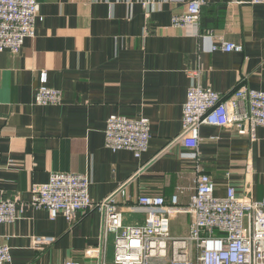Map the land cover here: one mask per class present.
<instances>
[{
  "label": "crops",
  "instance_id": "obj_1",
  "mask_svg": "<svg viewBox=\"0 0 264 264\" xmlns=\"http://www.w3.org/2000/svg\"><path fill=\"white\" fill-rule=\"evenodd\" d=\"M38 0L34 36L18 53L0 52V199L29 200L32 185L51 172L87 173L89 196L101 200L136 173L130 196L193 191L190 149L178 138L189 78L200 68V84L222 95L239 80L264 91V4L251 0H203L198 31L171 25L190 0ZM194 31V29H192ZM222 39L240 52L210 50ZM62 93L59 105L33 103L39 74ZM113 114L150 121L148 150L137 159L129 150L104 146L106 119ZM200 163L223 196L227 184L237 195L250 187L264 196V128L255 137L236 127L202 125ZM145 214L123 207V221L142 224ZM184 226L189 218L177 215ZM181 235V234H180ZM53 237L33 247L31 237ZM0 242L10 246L12 264H58L72 259L112 262L114 235L104 233L99 210L78 211L71 223L50 219L45 209L27 208L21 218L0 224ZM98 257L86 256L88 249Z\"/></svg>",
  "mask_w": 264,
  "mask_h": 264
},
{
  "label": "built area",
  "instance_id": "obj_2",
  "mask_svg": "<svg viewBox=\"0 0 264 264\" xmlns=\"http://www.w3.org/2000/svg\"><path fill=\"white\" fill-rule=\"evenodd\" d=\"M262 3L264 0H251ZM147 0L142 2L146 6ZM203 0H190L182 13L174 14L171 25L203 38L212 32L198 31ZM38 0H0V52L18 53L26 38L34 36V22L38 16ZM194 29V31H192ZM240 52L242 46L222 39L210 50ZM200 68L189 69L190 80L181 112V130L177 139L190 149L182 154L193 162L195 184L185 204H181L178 188L168 198L162 195L130 196L128 186L138 174L127 178L101 200L89 196L87 173L51 172L48 180L34 183L29 200L18 197L0 199V224L21 218L27 208L45 209L50 219L62 215L71 223L78 211L99 210L104 233L114 235L113 260L99 258L95 264H264V196L254 199L250 187L237 195L227 184L225 194H214V182L203 170L199 158L200 126L236 127L255 137L257 127L264 128V91L238 84L222 95L200 84ZM62 93L47 84L45 71L39 74L33 103L59 105ZM150 121L144 116L110 115L104 127V146L115 152L129 150L140 159L148 150ZM145 214L142 224L123 221V207ZM189 218L184 234H170L173 216ZM33 247L51 244L55 238L32 236ZM88 257H98L99 250L88 249ZM0 264H12L10 246L0 242ZM58 264H84L66 259Z\"/></svg>",
  "mask_w": 264,
  "mask_h": 264
},
{
  "label": "rangeland",
  "instance_id": "obj_3",
  "mask_svg": "<svg viewBox=\"0 0 264 264\" xmlns=\"http://www.w3.org/2000/svg\"><path fill=\"white\" fill-rule=\"evenodd\" d=\"M183 231H184V226L181 223V219H179L177 215L173 216L171 218V223H170V234L178 236L182 234Z\"/></svg>",
  "mask_w": 264,
  "mask_h": 264
}]
</instances>
